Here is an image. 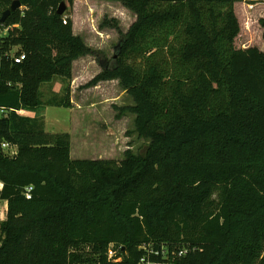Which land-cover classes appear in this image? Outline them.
Masks as SVG:
<instances>
[{
    "label": "trees",
    "instance_id": "1",
    "mask_svg": "<svg viewBox=\"0 0 264 264\" xmlns=\"http://www.w3.org/2000/svg\"><path fill=\"white\" fill-rule=\"evenodd\" d=\"M14 1L0 0V18ZM19 1L0 24L12 27L1 51L26 54L0 73V264H139L144 245L186 250L175 264H264V17L255 29L242 5L258 14L264 0H104L136 21L122 33L113 20L117 57L85 88L119 80L135 105L117 109L149 141L120 161L73 159L70 134L45 129L47 106L72 108L74 62L97 57L57 13L74 0Z\"/></svg>",
    "mask_w": 264,
    "mask_h": 264
},
{
    "label": "rangeland",
    "instance_id": "2",
    "mask_svg": "<svg viewBox=\"0 0 264 264\" xmlns=\"http://www.w3.org/2000/svg\"><path fill=\"white\" fill-rule=\"evenodd\" d=\"M242 5L252 17V27L257 29L258 20L264 17V10L254 14L256 6H251L247 2H243ZM21 9L23 10L24 7ZM236 12L243 22L244 15L237 5ZM63 15L65 19L72 20L74 34L81 36L86 45L96 52L97 57L86 55L74 62L73 79L75 78L77 85L75 95L77 105L75 108L47 106L43 111L46 131L52 134H70L73 159L120 161L123 160L127 150L144 154L149 141L139 137L136 132L135 115L117 109V107L135 105L132 97L121 88L119 80H113L115 82L109 86L110 88L102 87L97 93L91 92L93 87L85 88L88 82L102 72L101 63L112 62L117 53L120 35L115 29L113 20H117L122 33H126L136 21L135 14L119 2L74 0L71 6L66 3V11ZM106 19L110 21V27L103 26ZM244 39L248 40L245 31L238 42ZM256 40H259V36H255L252 32L248 45L256 44ZM56 84L58 83H55L54 87L51 84L42 87L45 102L50 97L49 91L52 95L62 92L63 84L60 83L61 88L57 87L60 88L59 91L56 89Z\"/></svg>",
    "mask_w": 264,
    "mask_h": 264
},
{
    "label": "built area",
    "instance_id": "3",
    "mask_svg": "<svg viewBox=\"0 0 264 264\" xmlns=\"http://www.w3.org/2000/svg\"><path fill=\"white\" fill-rule=\"evenodd\" d=\"M12 29V27H8L5 29H0V37L6 35L7 32ZM26 59V54L20 52L17 47H14L10 51L2 52L0 48V73L2 70V65L4 60H8L12 62L14 65L21 64ZM20 115L26 116L27 113L23 110L16 111ZM5 114V111L0 110V116ZM3 152L9 156L14 157L18 154V148L16 145L3 142L2 143ZM4 184L0 181V193L3 191ZM32 191L33 187H27L25 189V196L27 199L32 198ZM8 213V204L7 201L0 200V223L5 221L7 218ZM142 250L145 251L143 257L140 259L139 264H175L174 261L185 256L187 251L180 250V251H168L164 246L160 248H156L154 246H142ZM108 259L112 262L118 263L122 260L121 256H118V252L115 249L114 245L112 244L108 250Z\"/></svg>",
    "mask_w": 264,
    "mask_h": 264
},
{
    "label": "crops",
    "instance_id": "4",
    "mask_svg": "<svg viewBox=\"0 0 264 264\" xmlns=\"http://www.w3.org/2000/svg\"><path fill=\"white\" fill-rule=\"evenodd\" d=\"M73 76H74V68H73ZM115 81H107V82H102L99 85H97L96 87H93V89L91 90L92 93H97L100 91V88L102 87H107L110 88L109 86L114 83ZM60 87V84H56V89L59 91V89L61 88H57ZM76 89H77V85H76V81L75 78L73 79L72 83H71V102H72V108H75V106L77 105V101H75V95H76ZM116 91V90H115ZM107 96V95H106ZM112 105V104H110Z\"/></svg>",
    "mask_w": 264,
    "mask_h": 264
},
{
    "label": "water",
    "instance_id": "5",
    "mask_svg": "<svg viewBox=\"0 0 264 264\" xmlns=\"http://www.w3.org/2000/svg\"><path fill=\"white\" fill-rule=\"evenodd\" d=\"M20 7H21V2L19 0H15L12 3L10 9L3 13L2 17L0 18V24H3L6 21V19L11 15V13L17 11ZM65 11H66V3H61L57 10V13L59 15H63ZM114 57H117V55H115Z\"/></svg>",
    "mask_w": 264,
    "mask_h": 264
}]
</instances>
